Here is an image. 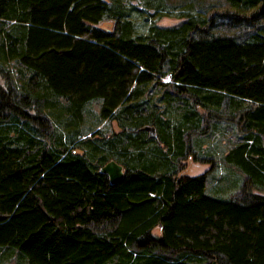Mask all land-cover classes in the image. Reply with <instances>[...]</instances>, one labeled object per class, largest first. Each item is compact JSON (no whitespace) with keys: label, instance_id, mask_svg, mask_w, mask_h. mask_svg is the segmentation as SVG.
<instances>
[{"label":"trees","instance_id":"trees-1","mask_svg":"<svg viewBox=\"0 0 264 264\" xmlns=\"http://www.w3.org/2000/svg\"><path fill=\"white\" fill-rule=\"evenodd\" d=\"M225 1L243 39L192 1L0 0V264H264V0Z\"/></svg>","mask_w":264,"mask_h":264},{"label":"rangeland","instance_id":"rangeland-1","mask_svg":"<svg viewBox=\"0 0 264 264\" xmlns=\"http://www.w3.org/2000/svg\"><path fill=\"white\" fill-rule=\"evenodd\" d=\"M194 2L196 5V10L199 12H202L204 14H207L208 17H215V33L219 34H225V35H234L237 36L240 39H243L246 35L245 27L242 28H234L230 25H228V19L226 16L221 15L222 13L229 11V5L226 3L225 0H168V2L171 5L178 6L182 5L188 2ZM183 19L179 18H173V17H164L160 19L157 24L162 27H170V26H176L179 25ZM113 21L107 20L99 24L100 27L110 30L113 28ZM3 78L0 76V85L3 84ZM93 108L98 109L97 105H95ZM111 131H119L118 126L114 123L111 126ZM182 169L179 174V176H196L201 175L203 173H206L210 171V164H204L201 162H197L191 157L187 158L182 162ZM225 169L221 166L217 171H214V175H222V172ZM215 179H218L216 177ZM153 234L155 236L160 235V230L158 228H155L153 230Z\"/></svg>","mask_w":264,"mask_h":264},{"label":"water","instance_id":"water-1","mask_svg":"<svg viewBox=\"0 0 264 264\" xmlns=\"http://www.w3.org/2000/svg\"><path fill=\"white\" fill-rule=\"evenodd\" d=\"M146 130H149L151 136H155V130L153 127H146ZM101 173L106 174L110 180L111 184L120 183L125 177V169L124 167L117 163L115 160L109 161L106 165H104L100 169ZM211 264H221L217 261H212Z\"/></svg>","mask_w":264,"mask_h":264},{"label":"crops","instance_id":"crops-1","mask_svg":"<svg viewBox=\"0 0 264 264\" xmlns=\"http://www.w3.org/2000/svg\"><path fill=\"white\" fill-rule=\"evenodd\" d=\"M196 176H198V175H196ZM191 177H194V176H191Z\"/></svg>","mask_w":264,"mask_h":264}]
</instances>
